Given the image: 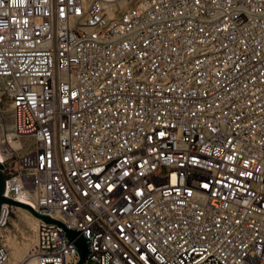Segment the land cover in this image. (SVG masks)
Returning <instances> with one entry per match:
<instances>
[{
    "label": "built area",
    "instance_id": "1",
    "mask_svg": "<svg viewBox=\"0 0 264 264\" xmlns=\"http://www.w3.org/2000/svg\"><path fill=\"white\" fill-rule=\"evenodd\" d=\"M0 162L86 263L264 264V0H0Z\"/></svg>",
    "mask_w": 264,
    "mask_h": 264
},
{
    "label": "bare ground",
    "instance_id": "2",
    "mask_svg": "<svg viewBox=\"0 0 264 264\" xmlns=\"http://www.w3.org/2000/svg\"><path fill=\"white\" fill-rule=\"evenodd\" d=\"M19 201L23 203H29L28 194L24 191H21L19 194ZM13 212L16 213L17 219L14 221L15 225L20 228V222L32 227L36 233V229L41 220L31 213L28 209L16 205L13 207ZM7 233L5 235V242L11 247V255L9 257L8 264H37L36 259L32 256H27V248L31 243L36 240V235L34 238L32 235H24L23 243H19L15 240L13 231L7 227Z\"/></svg>",
    "mask_w": 264,
    "mask_h": 264
},
{
    "label": "water",
    "instance_id": "3",
    "mask_svg": "<svg viewBox=\"0 0 264 264\" xmlns=\"http://www.w3.org/2000/svg\"><path fill=\"white\" fill-rule=\"evenodd\" d=\"M2 168H3V164L0 162V214L2 210V205L4 203H8V204L15 205V206L19 205V206H22L28 209L35 216H37L38 218H41L47 223H56V224L61 225L65 229L66 234L69 237V239L73 241L74 245L76 246L78 250L80 259L77 264H85L90 254V247H89L87 238L83 234H81L79 230L68 228L61 220L55 219L49 215L39 213L31 205L6 196L5 195L6 179L2 171Z\"/></svg>",
    "mask_w": 264,
    "mask_h": 264
},
{
    "label": "rangeland",
    "instance_id": "4",
    "mask_svg": "<svg viewBox=\"0 0 264 264\" xmlns=\"http://www.w3.org/2000/svg\"><path fill=\"white\" fill-rule=\"evenodd\" d=\"M11 193L12 194H15V189H12L11 190ZM17 219V215L16 213L12 212L11 213V219L10 221L8 222V225L5 227L4 229V233H7V227L10 228L12 231H13V235H14V238L17 242L19 243H23V239H24V235L23 234H26V235H32L33 238H34V234H35V231L32 227L20 222V228H18L14 221ZM34 244V241L31 243V245L27 248V251H26V255L29 256V253H30V249L32 247V245ZM8 246V249H9V254L11 255V247L9 244H7ZM86 264H96L94 263L92 260H89Z\"/></svg>",
    "mask_w": 264,
    "mask_h": 264
}]
</instances>
